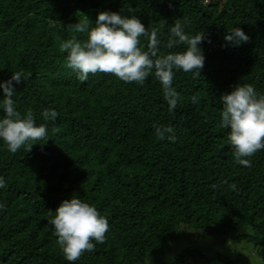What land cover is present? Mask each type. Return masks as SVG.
<instances>
[{"label":"trees","instance_id":"obj_1","mask_svg":"<svg viewBox=\"0 0 264 264\" xmlns=\"http://www.w3.org/2000/svg\"><path fill=\"white\" fill-rule=\"evenodd\" d=\"M102 11L138 17L159 33L164 54L185 50L166 47L176 22L189 35L205 34L200 74L175 73L181 100L174 111L154 72L143 86L110 73L81 83L64 67L59 43L86 38L70 25L94 26ZM233 27L249 41L224 46ZM13 71L24 74L14 83L17 110L45 124L49 140L16 153L0 141L7 184L0 189L7 205L0 212V264H69L48 221L49 210L73 195L110 225L104 242L75 264H139L187 227L264 248V150L249 167L235 162L219 101L236 84L264 94V0H0V82ZM49 108L58 113L55 121L42 117ZM156 126L173 127L176 140H158ZM246 226L252 233L243 232Z\"/></svg>","mask_w":264,"mask_h":264},{"label":"clouds","instance_id":"obj_2","mask_svg":"<svg viewBox=\"0 0 264 264\" xmlns=\"http://www.w3.org/2000/svg\"><path fill=\"white\" fill-rule=\"evenodd\" d=\"M75 33L86 34L81 41L75 36L62 40L59 51L65 53L64 67L71 69L77 79L84 83L89 74L110 73L125 83L135 82L143 86L154 72L160 82L163 97L168 110L174 111L181 100L173 87L177 71L199 73L204 67L205 56L200 45L205 34L189 35L185 25L176 22L170 27L168 49L184 45L185 50L167 54L161 52L162 41L156 30L149 31L136 16H125L121 12L102 11L97 14L94 26L88 21H78L70 25ZM141 37L147 41V50H143ZM225 45L239 47L249 41V36L240 28L233 27L224 36ZM22 71H13L10 79L0 82L4 97L0 99V108L4 116L0 118V141L7 151L16 153L22 147L31 151L32 146L43 147L47 142V127L37 125L29 113L21 116L17 110V93L14 83L23 79ZM221 127L230 129L228 143L233 158L241 166H251L249 159L256 152L264 150V94L257 93L250 84H236L231 92L224 93L220 99ZM193 103H199L198 95L192 97ZM58 113L54 109H45L42 117L45 121H55ZM158 140H176V130L171 126H156ZM7 187L5 178L0 175V189ZM6 203L0 201V212L6 210ZM48 221L54 235L58 238L64 258L69 264H75L84 253H91L97 244H102L110 230L108 219L92 205L73 195L49 210ZM95 243H94V242Z\"/></svg>","mask_w":264,"mask_h":264},{"label":"rangeland","instance_id":"obj_3","mask_svg":"<svg viewBox=\"0 0 264 264\" xmlns=\"http://www.w3.org/2000/svg\"><path fill=\"white\" fill-rule=\"evenodd\" d=\"M243 232L252 233V228ZM181 255L178 264H264V248L256 241L210 236L189 227L164 252L148 254L139 264H172Z\"/></svg>","mask_w":264,"mask_h":264}]
</instances>
